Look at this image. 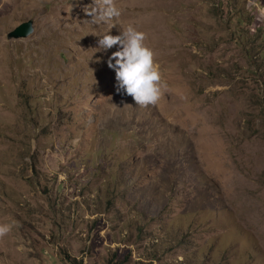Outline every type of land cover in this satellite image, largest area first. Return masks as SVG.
Segmentation results:
<instances>
[{"label":"rangeland","instance_id":"1","mask_svg":"<svg viewBox=\"0 0 264 264\" xmlns=\"http://www.w3.org/2000/svg\"><path fill=\"white\" fill-rule=\"evenodd\" d=\"M93 2L0 0V264H264V0H117L168 85L147 109Z\"/></svg>","mask_w":264,"mask_h":264},{"label":"clouds","instance_id":"2","mask_svg":"<svg viewBox=\"0 0 264 264\" xmlns=\"http://www.w3.org/2000/svg\"><path fill=\"white\" fill-rule=\"evenodd\" d=\"M85 13L91 17L87 22L109 28L108 32L99 35V49L107 51L118 48L108 59V67L115 70L117 91L131 96L140 108L158 107L168 85L163 79L154 50L146 44L147 34L133 24L125 26L121 23L123 10L117 0H94L93 4L85 8ZM114 27H118L120 34H110ZM19 227L16 220L0 223V241ZM19 250H25L23 244Z\"/></svg>","mask_w":264,"mask_h":264},{"label":"water","instance_id":"3","mask_svg":"<svg viewBox=\"0 0 264 264\" xmlns=\"http://www.w3.org/2000/svg\"><path fill=\"white\" fill-rule=\"evenodd\" d=\"M35 28H34V21L29 19L26 21L21 22L17 27H15L13 30H11L7 37L8 39H22L27 38L31 34H33Z\"/></svg>","mask_w":264,"mask_h":264}]
</instances>
